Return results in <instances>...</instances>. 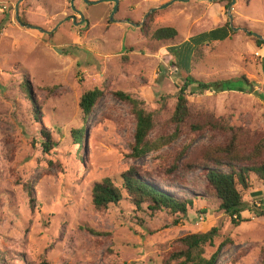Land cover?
Returning a JSON list of instances; mask_svg holds the SVG:
<instances>
[{
	"label": "rangeland",
	"instance_id": "374dc122",
	"mask_svg": "<svg viewBox=\"0 0 264 264\" xmlns=\"http://www.w3.org/2000/svg\"><path fill=\"white\" fill-rule=\"evenodd\" d=\"M1 23L0 264H163L177 239L212 228L206 257L230 241L216 264L263 262L264 215L257 211L264 209V181L252 173L248 189L239 185L247 204L239 219L208 195L200 169L180 165V180L170 179L157 153L129 157L135 116L112 91L145 100L162 121L173 114L185 80L194 79L186 89L194 113L262 138L264 43L254 33L264 38V0H0ZM165 26L177 35L152 37ZM95 87L105 92L85 122L79 102ZM81 127L79 153L73 132ZM42 130L56 144L49 152ZM185 130L161 152L187 142L186 158L201 157L229 137ZM173 131L159 125L152 136ZM133 166L147 183L192 199L187 216L176 224L178 215L139 210L126 194L106 213L96 211L93 185L107 177L121 184Z\"/></svg>",
	"mask_w": 264,
	"mask_h": 264
},
{
	"label": "trees",
	"instance_id": "16d2710c",
	"mask_svg": "<svg viewBox=\"0 0 264 264\" xmlns=\"http://www.w3.org/2000/svg\"><path fill=\"white\" fill-rule=\"evenodd\" d=\"M2 28L3 24L1 23L0 30ZM176 35L177 30L175 28L165 26L158 28L152 37L158 41L171 39ZM256 40L259 44L264 43L259 38ZM175 47L172 46L168 49L173 51ZM175 52L179 58V53ZM194 81L190 78L185 80L177 94L178 99L173 114L162 121H160L155 111L147 109L145 100L122 89L112 91L118 99L130 105V111L135 116V131L133 141L130 144L129 157L137 159L151 153H157L159 165L165 176L170 179L180 180L177 176L180 165L188 172L200 169L204 173L208 195L221 200L220 210L231 217L237 215L240 219V214L247 209V204L244 201V194L238 188L239 185L242 189H248L252 173L264 181V136L259 139L255 136L254 131L251 132L244 126L236 127L228 124L225 120L211 119L213 115L208 113L203 115L194 113L190 108L186 95V89ZM193 89L198 90L201 87ZM104 92L105 90L102 88L95 87L85 91L81 96L79 104L85 122ZM25 94L28 98H31V93L26 88ZM159 125H173L174 131L167 135L152 136V132ZM186 128L189 129L188 133L221 130L229 137L224 143L209 144L204 149L201 157L186 158L189 147L187 142L175 151L161 152L166 146L176 141L182 133L187 134ZM42 133L45 137L43 141L44 151L49 152L56 144L49 131L42 130ZM85 136L86 129L83 127L73 132V138L78 144L77 151L79 153L84 146ZM120 177L121 184H118L113 178L107 177L93 185V205L96 211L106 213L112 204L120 203L126 194L139 210H144L143 207L146 206L148 210L153 212L166 210L172 215H178L174 219V223L177 224L183 220V217L187 216L188 207L193 204L192 199H179L147 183L140 175V171L134 166L122 172ZM27 189L33 202V190L29 186ZM257 215L263 216L264 209L258 210ZM233 220L235 224L239 223L235 218ZM89 230L94 231L93 229ZM216 233L217 228H212L207 232L189 233L180 237L169 251V256L163 261V264H216L223 246L230 242L228 239L222 241L211 256L206 257L205 247L208 243L213 245ZM39 264L51 263L43 259ZM261 264H264V258Z\"/></svg>",
	"mask_w": 264,
	"mask_h": 264
},
{
	"label": "water",
	"instance_id": "95a60500",
	"mask_svg": "<svg viewBox=\"0 0 264 264\" xmlns=\"http://www.w3.org/2000/svg\"><path fill=\"white\" fill-rule=\"evenodd\" d=\"M102 1H103V0H97V1L87 0L88 3H92V4L100 3V2H102ZM230 8H231V6H230ZM153 9L155 10V8H153ZM154 10H153V11H154ZM229 16H231V14H230ZM229 18L232 20V16L229 17ZM17 20H19L18 15H17ZM254 35H256L259 39L264 40V38H263L261 35L257 34V33H254Z\"/></svg>",
	"mask_w": 264,
	"mask_h": 264
}]
</instances>
